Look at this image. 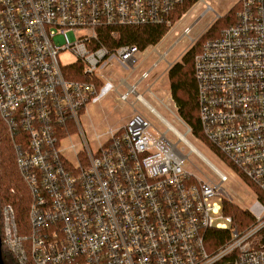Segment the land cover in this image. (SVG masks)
I'll return each mask as SVG.
<instances>
[{"label":"built area","instance_id":"obj_1","mask_svg":"<svg viewBox=\"0 0 264 264\" xmlns=\"http://www.w3.org/2000/svg\"><path fill=\"white\" fill-rule=\"evenodd\" d=\"M192 1L0 0V115L29 138L17 163L32 197L30 233H20L12 208L3 217L2 243L16 263L264 264V0H240L236 23L205 41L194 59L207 143L195 139L253 190L255 222L247 229L219 222L233 221L222 210L228 174L189 141L188 126L180 138L137 92L153 69L121 95L135 102L120 136L96 134L92 148L80 127L79 113L100 94L96 70L112 58L133 72L140 66L138 47L112 49L103 37L122 27L172 30ZM65 53L73 60L63 63ZM192 153L212 175L185 167ZM212 230L229 238L209 249Z\"/></svg>","mask_w":264,"mask_h":264},{"label":"rangeland","instance_id":"obj_2","mask_svg":"<svg viewBox=\"0 0 264 264\" xmlns=\"http://www.w3.org/2000/svg\"><path fill=\"white\" fill-rule=\"evenodd\" d=\"M239 2L240 0H199L193 2L179 20H176L174 28L167 32L160 43L138 53L137 59L140 66L135 72L130 66L123 65L115 58H112L111 63L102 64L95 72L97 78L104 85L99 97L88 104L87 110L79 113L80 127L92 148L96 134L103 136L110 130L119 129L127 124L134 111L131 102H135V95L129 96V99L124 101L120 98V94L126 93L128 85H134L141 78L143 72L152 69L150 76L144 79L137 92L156 113L176 130L180 133L186 132L187 125L179 117L171 96L168 71L175 63L181 61L183 55L220 17H224ZM61 60L63 63H67L73 60V57L65 53L61 55ZM148 90L152 94L147 92ZM103 93L105 94L101 96ZM135 104L137 110L155 127L161 132L166 131V128L149 109L140 102ZM168 137L172 140L176 138L172 132L168 133ZM187 138L213 165L228 174L230 179L224 186L227 191L226 200L248 212L254 211L255 195L247 183L232 173L225 162L208 146L195 139V136L187 135ZM178 148L182 149L185 155L189 153L183 143H179ZM185 167L200 176V172L212 175L205 163L193 153L185 161ZM219 222L227 224L228 229L232 228V225L224 218Z\"/></svg>","mask_w":264,"mask_h":264},{"label":"trees","instance_id":"obj_3","mask_svg":"<svg viewBox=\"0 0 264 264\" xmlns=\"http://www.w3.org/2000/svg\"><path fill=\"white\" fill-rule=\"evenodd\" d=\"M198 0L183 5L180 12L176 15L178 20L182 14ZM241 7V2L236 4L224 16L220 17L208 30L201 36L196 44H194L182 57L180 62L175 63L168 71V79L172 99L176 105L179 117L191 129L192 134L207 143L201 131L198 116V99H197V81L194 71V59L200 50L201 45L209 40L218 38L223 31L236 23L237 13ZM116 36L103 37V41L109 48L115 49L124 45H132L138 47L142 52L149 47L156 46L164 38L169 31L164 26H142V27H122L112 29ZM78 72L81 66H77ZM73 79L72 77H69ZM98 93L103 88L102 82H97ZM91 102L89 100L88 104ZM71 132H75L76 128L69 124ZM122 129L117 133L120 136ZM28 133L20 127L13 130L5 122L0 115V233L3 238V217L8 208H12L15 212V219L18 230L23 236L30 233V225L28 211L31 204V193L28 185L23 178L17 163V157L20 150L27 148ZM220 156V155H219ZM222 157V156H221ZM223 159V157H222ZM264 200L263 194L258 192ZM223 214L230 216L233 221L232 227L238 230H245L255 222V217L234 204L229 200L222 203ZM229 238V232H221L217 230L208 231V247L209 249L217 248ZM3 261L5 264L16 263L14 256L3 244L2 247ZM25 264H34L30 259Z\"/></svg>","mask_w":264,"mask_h":264},{"label":"water","instance_id":"obj_4","mask_svg":"<svg viewBox=\"0 0 264 264\" xmlns=\"http://www.w3.org/2000/svg\"><path fill=\"white\" fill-rule=\"evenodd\" d=\"M2 247H3V243H2L1 233H0V264H5L3 261Z\"/></svg>","mask_w":264,"mask_h":264},{"label":"crops","instance_id":"obj_5","mask_svg":"<svg viewBox=\"0 0 264 264\" xmlns=\"http://www.w3.org/2000/svg\"><path fill=\"white\" fill-rule=\"evenodd\" d=\"M106 91V89L104 90V92ZM117 91V90H116ZM105 93H103L101 96H103ZM123 93H121L120 94V98H121V95H122ZM87 110V109H86ZM133 115V114H132ZM131 115V116H132ZM131 116H130V118H131ZM126 125V124H125ZM125 125L124 126H122L121 128H119V129H115V130H112V131H117V130H121L123 127H125ZM111 131V130H110Z\"/></svg>","mask_w":264,"mask_h":264},{"label":"bare ground","instance_id":"obj_6","mask_svg":"<svg viewBox=\"0 0 264 264\" xmlns=\"http://www.w3.org/2000/svg\"><path fill=\"white\" fill-rule=\"evenodd\" d=\"M144 102V101H143ZM144 104H146L145 102H144ZM181 134V137L180 138H185V136H184V134H182V133H180ZM207 163H208V161L207 160H205Z\"/></svg>","mask_w":264,"mask_h":264}]
</instances>
